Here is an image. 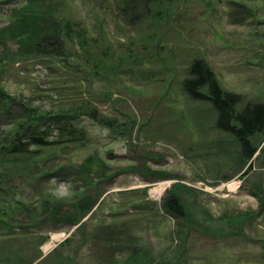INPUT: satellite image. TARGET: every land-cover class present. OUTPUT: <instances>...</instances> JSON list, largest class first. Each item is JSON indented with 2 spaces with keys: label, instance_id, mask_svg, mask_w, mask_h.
<instances>
[{
  "label": "rangeland",
  "instance_id": "1",
  "mask_svg": "<svg viewBox=\"0 0 264 264\" xmlns=\"http://www.w3.org/2000/svg\"><path fill=\"white\" fill-rule=\"evenodd\" d=\"M26 2L0 0V29ZM47 3L74 31L63 55L0 48V264H264V135L246 172L182 86L203 59L226 92L264 103V0H162L130 23L120 0ZM32 113L72 118L81 138L48 122L62 143L9 155ZM177 186L189 219L162 207Z\"/></svg>",
  "mask_w": 264,
  "mask_h": 264
},
{
  "label": "trees",
  "instance_id": "2",
  "mask_svg": "<svg viewBox=\"0 0 264 264\" xmlns=\"http://www.w3.org/2000/svg\"><path fill=\"white\" fill-rule=\"evenodd\" d=\"M161 3L162 0H120L119 9L125 20L129 18L130 23L137 19L157 17L161 12L154 11L153 8ZM56 19L47 0H27L26 6L20 12H14L10 23L0 29V48L7 47V41L20 38V57L30 55V53L60 57L64 52L62 35L65 34L66 37L71 38L74 31L70 22L63 24L57 22ZM2 61L3 58L0 55V63ZM187 74L188 77L182 82L185 94L194 101L208 103L212 106L216 113L217 129L233 137L239 146L240 160L248 166L246 172L249 171L252 169L256 154L259 151L263 153V148L256 147L252 140L264 135V103L245 102L241 95L226 92L214 71L203 59L193 61ZM6 101L9 106L8 100H3V102ZM48 116L42 113L39 115L32 113L31 120L38 125L37 128L19 127L14 143L5 148L6 153L18 155L17 159H22L32 145L45 148L62 143L60 140L55 142L48 140L50 134L48 122L51 127L58 130L61 136L68 137L72 142L81 138L78 136L77 129L71 124L70 119L72 118L55 114ZM92 162L88 160V163L94 165ZM97 166L103 170L101 165ZM82 168L86 173L91 174L95 166L94 168L93 166ZM179 187H174V190L169 192L162 207L174 217L189 219ZM88 206L90 203L81 204L82 209L87 210Z\"/></svg>",
  "mask_w": 264,
  "mask_h": 264
},
{
  "label": "bare ground",
  "instance_id": "3",
  "mask_svg": "<svg viewBox=\"0 0 264 264\" xmlns=\"http://www.w3.org/2000/svg\"><path fill=\"white\" fill-rule=\"evenodd\" d=\"M170 185V183L168 184H163V185H159L158 188H156L154 191H152L153 195L157 198L161 197L162 194L166 191V189L168 188V186ZM60 239L59 236H54L52 238V243L48 244L44 247V251L48 252L50 250V248L52 247V244H54L56 241H58Z\"/></svg>",
  "mask_w": 264,
  "mask_h": 264
}]
</instances>
